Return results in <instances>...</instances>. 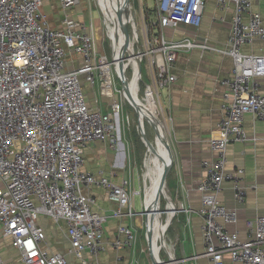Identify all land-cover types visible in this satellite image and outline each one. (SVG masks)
<instances>
[{
  "label": "built area",
  "instance_id": "1",
  "mask_svg": "<svg viewBox=\"0 0 264 264\" xmlns=\"http://www.w3.org/2000/svg\"><path fill=\"white\" fill-rule=\"evenodd\" d=\"M206 1L155 0L154 13L149 9L140 20L141 39L136 27L132 30L130 25V38L134 34L136 38L131 51L125 53L122 77L115 58L111 63L98 49L97 27L91 17L87 23L69 14L80 0H60L59 27L51 26L41 12L43 0H0V226L23 264H67L64 254L40 246L45 231L37 221L42 216L63 224L68 252L81 264H88L84 251L96 257L104 249L105 223L135 218L130 177L115 183L101 169L96 173L83 169V151L95 141L111 149L122 141L129 147L125 131L128 115L123 110L130 102L122 87L116 86L114 76L120 84L125 79L129 87L134 76L131 58L137 61V72L138 62L141 65L146 60L150 80L141 87L142 73L138 72L137 96L144 95L141 101L151 97L157 113L169 119L160 91L177 79L173 72L177 55L193 48L229 55L232 77L220 80L222 116L209 139L216 158L201 161L205 174L196 187L200 207L193 211L169 194L174 205L178 204L174 215L182 213L189 218L195 212L200 217L203 255L209 264H224V256L239 264H264V215L246 221L248 238L241 240L237 231L228 229L237 223V207H226L220 198L225 181L231 183L238 205L244 203L249 188L242 181V169L225 170L226 151L230 143L255 140L243 129L246 114L264 119V91L258 81L264 78V52L241 50L254 40L264 42V22L252 10L253 1L264 0H218L221 10L232 9L228 49L210 44L205 37L200 41L187 36L167 38L166 29L198 28ZM212 21L222 22L223 18L213 17ZM82 81L89 89L83 88ZM96 93L106 113L101 111ZM93 188L102 189L117 207L108 214L95 211ZM139 214L144 217L143 211ZM136 234L133 223L120 224L109 244L114 249L134 247ZM0 264H6L1 254Z\"/></svg>",
  "mask_w": 264,
  "mask_h": 264
},
{
  "label": "crops",
  "instance_id": "2",
  "mask_svg": "<svg viewBox=\"0 0 264 264\" xmlns=\"http://www.w3.org/2000/svg\"><path fill=\"white\" fill-rule=\"evenodd\" d=\"M43 3L48 5L46 0H43ZM55 5L58 6L57 10L59 9L57 11L59 21L52 20L51 26L59 27L60 0H57ZM252 10L257 11L264 22V1H253ZM49 11L53 13L52 9ZM84 12L85 9L79 2L70 9L69 14L75 19L85 21ZM231 16L232 9L230 7L227 10H221L218 0H207L198 28L181 26L176 30L166 29L165 33L167 38L173 39L187 36L200 41L205 37L210 44L228 49ZM213 17L215 19L223 18V21H212ZM241 50L244 53H262L264 52V42L254 40L251 44L242 45ZM232 67V59L229 55L193 48L189 52L177 55L173 67L177 79L170 88L164 89L163 107L169 116L167 130L170 139L168 142L173 156V165L169 173L173 179L172 193L179 203L193 211H196L201 204L200 193L196 190L205 174L201 161H211L216 158L215 152L210 149L209 139L215 135L222 116L220 102L223 87L220 80L232 77ZM258 81L260 90L264 91V78ZM243 129L249 138L254 137L255 140L230 143L226 151L225 170L233 171L238 168L243 170L242 181L249 187L245 201L242 205H238L234 201L229 181L223 183V191L220 195L226 207H237V223L229 225L228 229L237 231L241 240L248 238L246 221L257 215H264V119L246 114L243 119ZM83 157V169L92 173L101 169L115 183H120L123 178L133 179L136 176L131 166L130 147L126 146L123 141L116 149H111L103 142H92L85 147ZM136 180L139 186L138 178ZM250 186H254V188ZM140 192L139 188L135 190L132 187L130 195L132 203L134 195H139ZM91 194L96 197L95 211L108 214L117 207V204L108 201L102 189L93 188ZM139 208L140 212L143 211L144 205L141 198ZM135 213L136 216L132 221L123 217L120 220H110L105 223L103 226L104 249L96 257L91 256L88 251H84V260L88 264L93 262L97 264H143L144 259L140 260L137 257L139 253H136L134 247L114 249L109 244L116 237L120 224L133 223L137 228V233L141 232V220L144 221V217ZM182 217L183 221L181 224L180 220L178 233V240L182 244L181 248L175 249L176 256L180 255L178 258L183 264H209L208 259L203 255L199 230L200 217L195 212L189 218L185 214H182ZM37 224L43 226L45 231V240L40 243L43 249L52 253L64 254L67 264H81L79 258L68 252L69 242L62 223H54L42 216L38 219ZM0 254L6 264H23L18 250L11 245L10 238L2 236L1 226ZM148 259V257L145 258L146 263H148ZM224 264L239 263L231 262L227 256H224Z\"/></svg>",
  "mask_w": 264,
  "mask_h": 264
},
{
  "label": "rangeland",
  "instance_id": "3",
  "mask_svg": "<svg viewBox=\"0 0 264 264\" xmlns=\"http://www.w3.org/2000/svg\"><path fill=\"white\" fill-rule=\"evenodd\" d=\"M48 1V5H45L43 3V6L41 7V12L46 15L50 21V25H51V21L54 20L55 22L59 21V13L57 11H59V9L57 10V5H55L57 0H46ZM45 2V1H44ZM129 5L132 8L133 11V22H134V26L137 29L138 35H139V39H141V28H140V20L143 18V15H148V13H150L151 10V14L154 13V7H155V0H128ZM52 4V5H51ZM80 4L82 5L83 9H85V21L87 23L90 22V17L91 20L94 23V26L97 27V46L98 49L106 54V57L108 58V60L112 63L113 61V49L111 48V41L108 38V30L106 27V23H105V18L104 15L97 3V0H80ZM52 6V8H51ZM52 9L51 13L49 10ZM150 9V10H149ZM147 11V12H146ZM61 16V15H60ZM50 17V18H49ZM61 18V17H60ZM130 16H129V12L126 16V22L129 21ZM132 25V24H131ZM55 27V26H54ZM130 35H131V29H130ZM118 37V31L116 33V40ZM122 43V42H121ZM117 44V43H116ZM123 43L120 45V47L118 46L119 50H121ZM117 48V49H118ZM137 50V45L134 46V51ZM73 58L75 59L76 56L72 55ZM125 58L128 57V54L124 55ZM114 65V64H113ZM113 67V66H112ZM127 74L129 75L131 70L130 68H128L127 70ZM141 73H142V80H141V87H143V83L147 82L149 83L150 80L147 76V72H146V60L144 59L141 63ZM114 82L116 84V86L118 88H121V84L119 82V80L114 76ZM82 86L84 89H89V85L82 81ZM161 93V104L163 105V101H164V89H162L160 91ZM141 96H144L142 93L139 94V99ZM96 99L98 100V105L101 109L102 112H107L108 110H106L104 103L102 102V98L100 97L99 94H95ZM118 98V97H117ZM152 100V99H151ZM154 107L155 103L152 100ZM165 111V110H164ZM123 112L127 113L128 115V129H125L126 131V137L128 139V143H129V147L131 150V166L133 167V173L136 175L134 176V178H131V186H130V195H131V189L132 187L135 190H138L139 188V195L135 194L134 195V211L139 213L140 208H139V201L140 198L142 199L143 202V195H144V185H143V172H144V157L146 154V145L144 144L142 137H141V133L140 130L137 128V114L135 113V110L132 106L125 104L124 105V110ZM156 113V111H155ZM158 115V120L160 121L163 131L166 134L168 141H169V135H168V130H167V122H168V118L166 117L164 119V117L161 116V114ZM147 120H145V127H144V132L145 135L148 139L154 140L155 138V133L153 131V129L151 128V126L149 125L148 122H146ZM137 139L140 141V143L138 144ZM139 180V186H138V182H137V178ZM128 178V177H127ZM167 189L169 194L173 195V199L174 194L172 193L174 186H173V179L171 178V174H168L167 179ZM170 190V191H169ZM161 198V196H160ZM178 207V204H175ZM165 207H166V201L164 200V198H161V204H160V209L162 212V216L165 218L166 217V213H165ZM143 217V216H142ZM180 220H181V224L183 221V217L182 214L179 213L178 215H174L173 220L170 224V226H168L166 232H165V241L169 246L173 245V249H174V255H175V259L178 261L177 264H183V262L180 261V255L177 257L175 254V249H179L181 248V244L178 240V233L180 230ZM141 232L138 234H136V242L134 245V250L136 251V253L138 254V258L144 259L143 264L146 263L145 258L148 257V263L146 264H151V259L149 257V250H148V245H147V241L145 240V231H146V226H145V219L143 221V219L141 220ZM186 246V245H185ZM143 248V249H141ZM164 250V251H163ZM142 251V252H141ZM178 254V253H177ZM160 255V260L164 261L166 264L168 262H170V259L167 255V252L165 249H162L161 252L159 253Z\"/></svg>",
  "mask_w": 264,
  "mask_h": 264
},
{
  "label": "bare ground",
  "instance_id": "4",
  "mask_svg": "<svg viewBox=\"0 0 264 264\" xmlns=\"http://www.w3.org/2000/svg\"><path fill=\"white\" fill-rule=\"evenodd\" d=\"M124 0H97V3L104 15L105 21L109 26V29L112 30V44H113V55L116 60V69H118L120 50L118 46L124 42V36L119 28L118 21L116 18V10L119 6L122 5ZM129 16L130 19L127 21L129 25H131L132 30L134 29L133 25V11L132 8L129 7ZM126 21V16L124 17ZM120 33L121 40L118 39V46L116 42V33ZM136 35L134 34L133 38H130L128 51L130 52L132 49L133 40H135ZM122 41V43H121ZM118 48V49H117ZM136 59L131 58L129 67L134 69V76L132 77L128 91L130 95L134 98V100L140 105L138 116V126L140 130H143L145 127V120H149L152 124L150 125L155 133L154 140L148 139L146 137L145 145H146V154L144 157V172L142 175L143 185H144V198L143 205L147 207V222L146 227L149 228L151 232V242L150 248L152 256L154 257L156 264H166L164 261L160 260L159 253L162 249H165L167 255L170 259V262L167 264H176V259L174 255L173 245L169 246L165 241V232L170 226L171 219L174 217L175 205H173V201L170 199L168 189L166 188V183L161 181L164 171L168 165L169 157L165 145L162 140V125L158 120V115L155 113V108L153 103L146 99L145 101H141L137 96L138 91V72L136 69ZM145 133V132H144ZM157 191L160 192L161 198H164L166 201L165 213L166 217L162 216V212L160 209L161 198L159 201H155V196ZM162 242V243H161ZM164 251V250H163Z\"/></svg>",
  "mask_w": 264,
  "mask_h": 264
},
{
  "label": "water",
  "instance_id": "5",
  "mask_svg": "<svg viewBox=\"0 0 264 264\" xmlns=\"http://www.w3.org/2000/svg\"><path fill=\"white\" fill-rule=\"evenodd\" d=\"M129 7H130V5L128 3V0H124L122 5L119 6L118 9L116 10V18H117V21H118V25H119V28H120L123 36H124V42H123V45H122L121 50H120V57H119L120 61L118 63V65H119L118 68H119V71H120V74H121L122 77H124V64H123V60L125 59L124 55H125V53H127L129 40H130V29H131V27H130L129 23L124 20V17L127 16L128 11L130 9ZM137 66H138V72L140 73V70H141L140 62H138ZM121 87L125 91L126 97L129 100L130 105L134 108L135 113L138 114L139 110H140V105L130 95V93L128 91V83L123 78H122V81H121ZM146 122H148L150 125L152 124L149 120H147ZM137 128L139 129L138 116H137ZM140 133H141L142 140H143V142L145 144V140L144 139H146V135L143 132V130H140ZM161 136H162V140H163V143L165 145V148L167 150L168 157H169L168 165H167V167H166V169L164 171V175H163V177L161 179V181H163V183H166L167 176H168V174L170 173V171L172 169L173 156H172V152H171L170 145H169V142H168V138H167L166 134L164 133L163 129H162ZM159 198H160V192L157 191L156 196H155V201L158 202ZM147 213H148L147 212V207H144L143 214H144V219H145V226H146V222H147ZM171 222H172V219H171ZM145 237H146V241H147V245H148L149 257L151 259V264H156V261H155L154 257L152 256L151 248H150L151 247L150 246L151 232H150L149 228H147V227H146V231H145ZM177 262L178 261L176 260V264H177Z\"/></svg>",
  "mask_w": 264,
  "mask_h": 264
},
{
  "label": "flooded vegetation",
  "instance_id": "6",
  "mask_svg": "<svg viewBox=\"0 0 264 264\" xmlns=\"http://www.w3.org/2000/svg\"><path fill=\"white\" fill-rule=\"evenodd\" d=\"M105 23H106V21H105ZM106 27H107V30H108V36H109V38L112 40V37H111V35H112V30H110L109 29V26H108V24L106 23ZM118 39L119 40H121V35H120V33H118V37H117V40H116V42H117V44H118ZM112 42V41H111ZM122 42V41H121ZM148 100H150L151 102H152V98L150 97V98H147ZM152 99V100H151ZM153 103V102H152ZM155 103V102H154ZM154 106V105H153ZM155 106H156V104H155ZM155 108V107H154ZM155 111H156V114H157V110H156V108H155ZM146 238V237H145Z\"/></svg>",
  "mask_w": 264,
  "mask_h": 264
},
{
  "label": "trees",
  "instance_id": "7",
  "mask_svg": "<svg viewBox=\"0 0 264 264\" xmlns=\"http://www.w3.org/2000/svg\"><path fill=\"white\" fill-rule=\"evenodd\" d=\"M137 142H138V144L140 143V141L137 139Z\"/></svg>",
  "mask_w": 264,
  "mask_h": 264
}]
</instances>
